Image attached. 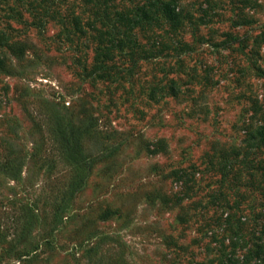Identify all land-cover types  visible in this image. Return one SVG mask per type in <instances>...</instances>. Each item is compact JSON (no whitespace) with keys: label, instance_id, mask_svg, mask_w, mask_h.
Returning <instances> with one entry per match:
<instances>
[{"label":"rangeland","instance_id":"1","mask_svg":"<svg viewBox=\"0 0 264 264\" xmlns=\"http://www.w3.org/2000/svg\"><path fill=\"white\" fill-rule=\"evenodd\" d=\"M0 264H264V0H0Z\"/></svg>","mask_w":264,"mask_h":264},{"label":"trees","instance_id":"2","mask_svg":"<svg viewBox=\"0 0 264 264\" xmlns=\"http://www.w3.org/2000/svg\"><path fill=\"white\" fill-rule=\"evenodd\" d=\"M163 11L165 12L168 19L178 22L181 17V11H176L172 4H166Z\"/></svg>","mask_w":264,"mask_h":264}]
</instances>
